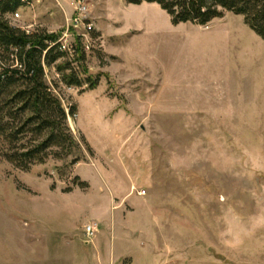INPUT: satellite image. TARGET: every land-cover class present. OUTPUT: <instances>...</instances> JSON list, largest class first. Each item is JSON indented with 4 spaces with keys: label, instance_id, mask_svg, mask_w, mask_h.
Here are the masks:
<instances>
[{
    "label": "rangeland",
    "instance_id": "rangeland-1",
    "mask_svg": "<svg viewBox=\"0 0 264 264\" xmlns=\"http://www.w3.org/2000/svg\"><path fill=\"white\" fill-rule=\"evenodd\" d=\"M84 1L71 67L98 82L46 69L75 145L28 170L0 155V264H264V40L231 12L172 25L155 3ZM68 2L5 17L60 35Z\"/></svg>",
    "mask_w": 264,
    "mask_h": 264
},
{
    "label": "trees",
    "instance_id": "trees-1",
    "mask_svg": "<svg viewBox=\"0 0 264 264\" xmlns=\"http://www.w3.org/2000/svg\"><path fill=\"white\" fill-rule=\"evenodd\" d=\"M127 4H157L172 25H206L225 12L241 15L244 23L264 40V0H124ZM22 4L21 0H0V155L16 168L28 170L43 163L53 149L69 150L75 145L67 119L75 106L64 107L55 85L46 80V69L59 59L56 74L66 86L92 89L98 77L81 78L71 63L82 66L85 50L77 38L72 56L60 50L58 35L45 30L26 31L5 17ZM86 73V70L84 69ZM82 186V184H78Z\"/></svg>",
    "mask_w": 264,
    "mask_h": 264
},
{
    "label": "built area",
    "instance_id": "built-area-1",
    "mask_svg": "<svg viewBox=\"0 0 264 264\" xmlns=\"http://www.w3.org/2000/svg\"><path fill=\"white\" fill-rule=\"evenodd\" d=\"M21 1L22 4H30L31 2V0ZM71 5L73 6V13L68 18V23L65 25L64 30L61 32L60 35H58L57 38L60 50L66 53L68 56H72L74 54L77 38H79L81 42V37H85V35L88 34L93 27L90 21V14L87 3L84 0H71ZM13 16L18 17L19 15L17 12H15ZM79 29H82L84 32L80 34L78 32ZM74 30L77 31L76 33L79 36L73 35ZM69 36H74V38L71 39ZM82 46L84 50L89 48L88 44H86L85 42L82 43ZM96 230L97 228L95 224H87L84 227V235L86 242H89L94 237Z\"/></svg>",
    "mask_w": 264,
    "mask_h": 264
},
{
    "label": "crops",
    "instance_id": "crops-1",
    "mask_svg": "<svg viewBox=\"0 0 264 264\" xmlns=\"http://www.w3.org/2000/svg\"><path fill=\"white\" fill-rule=\"evenodd\" d=\"M59 4L62 7L61 11L63 10L62 12L66 13V15H68L71 12V6H70L68 0H59Z\"/></svg>",
    "mask_w": 264,
    "mask_h": 264
}]
</instances>
